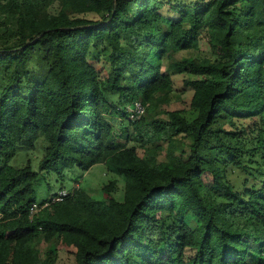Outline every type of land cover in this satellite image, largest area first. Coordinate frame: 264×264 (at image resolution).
Returning a JSON list of instances; mask_svg holds the SVG:
<instances>
[{
  "label": "trees",
  "instance_id": "trees-1",
  "mask_svg": "<svg viewBox=\"0 0 264 264\" xmlns=\"http://www.w3.org/2000/svg\"><path fill=\"white\" fill-rule=\"evenodd\" d=\"M0 7L16 16L0 46V264H55L60 249L73 264L264 262V0ZM204 37L214 58H175ZM173 72L188 75L192 119L173 108ZM136 100L145 111L132 120ZM108 115L128 126L116 134ZM40 135L38 171L11 166ZM98 163L123 180L121 200L115 181L100 199L76 184L36 200L41 175Z\"/></svg>",
  "mask_w": 264,
  "mask_h": 264
},
{
  "label": "rangeland",
  "instance_id": "rangeland-1",
  "mask_svg": "<svg viewBox=\"0 0 264 264\" xmlns=\"http://www.w3.org/2000/svg\"><path fill=\"white\" fill-rule=\"evenodd\" d=\"M188 2L189 0H181ZM5 2V0H0V6ZM60 8L59 2L54 1L52 3V11H57ZM83 16L91 19H97L98 16L93 13L83 14ZM16 16L11 13H5L0 7V46L1 45H11L14 42L13 33L16 29ZM175 58L179 59L181 57H195V58H204L210 57L214 58L206 37H204L200 43L198 49H189L183 50L175 53ZM184 72H173L172 73V92L169 94L170 97L178 96L180 97V102H175L173 108L184 109L183 115L187 119H192L196 113L189 106L190 96L192 91L183 86V78L187 77ZM115 98V96H113ZM156 118L167 121L168 118L163 113H156ZM110 122L114 126L116 134H119L122 130V127L128 126V120L126 118L112 117L107 116ZM136 145L134 142H129L128 146ZM44 145L45 141L43 136H38L35 146L33 148L19 147L15 156L10 160L9 164L13 167H21L25 164H30L31 168L35 171H38L39 161L44 154ZM138 153L142 154V150L138 149ZM240 173L239 170H234L229 174L230 179H234ZM205 182L211 183L210 177L203 175ZM110 181H115L116 188L113 192L114 196L121 200L124 194V182L119 179L114 173L108 172L102 163L93 165L86 171H82L77 167H74L66 171L64 180L60 181L57 179L54 173L49 175H41L37 184L35 185V194L36 200L39 202L42 199L49 196L51 193L58 191L60 187L67 191H71L74 188V185H78L84 191L89 193L91 197L95 199H100L103 195L102 186L108 184ZM48 186L50 189H48ZM42 245V242H41ZM45 245V244H44ZM74 257L66 252L63 249L58 250L55 264H73Z\"/></svg>",
  "mask_w": 264,
  "mask_h": 264
},
{
  "label": "built area",
  "instance_id": "built-area-1",
  "mask_svg": "<svg viewBox=\"0 0 264 264\" xmlns=\"http://www.w3.org/2000/svg\"><path fill=\"white\" fill-rule=\"evenodd\" d=\"M144 111H145V107L139 100L132 102L127 107L128 116L132 120H136V119L140 118V116L144 114ZM67 193H68V191L65 189L58 190L56 195H54L50 198L51 202L61 200ZM48 204H49V201H45L41 206H38L37 203H33L29 208V212L32 215V214L36 213L39 209L47 206ZM261 264H264V262Z\"/></svg>",
  "mask_w": 264,
  "mask_h": 264
}]
</instances>
